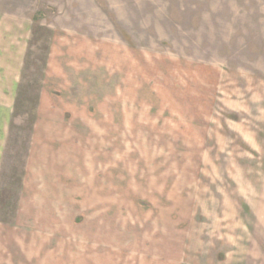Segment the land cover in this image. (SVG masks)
<instances>
[{
    "label": "rangeland",
    "instance_id": "374dc122",
    "mask_svg": "<svg viewBox=\"0 0 264 264\" xmlns=\"http://www.w3.org/2000/svg\"><path fill=\"white\" fill-rule=\"evenodd\" d=\"M0 264H264V0H0Z\"/></svg>",
    "mask_w": 264,
    "mask_h": 264
}]
</instances>
